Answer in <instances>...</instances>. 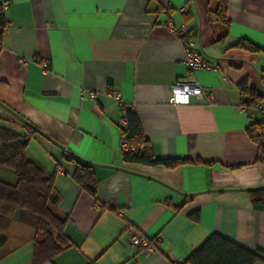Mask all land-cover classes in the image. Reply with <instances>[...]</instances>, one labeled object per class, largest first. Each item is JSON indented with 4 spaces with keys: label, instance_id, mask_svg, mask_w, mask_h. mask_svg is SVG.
<instances>
[{
    "label": "crops",
    "instance_id": "crops-1",
    "mask_svg": "<svg viewBox=\"0 0 264 264\" xmlns=\"http://www.w3.org/2000/svg\"><path fill=\"white\" fill-rule=\"evenodd\" d=\"M4 1L0 122L24 132V119L43 133L32 139L45 157L27 154L46 175L61 164L56 210L68 217L73 246L54 260L183 264L213 233L264 248V211L251 205V190L264 188V161L247 133L262 114L241 106L238 88L247 79L264 105V54L234 46L246 39L264 49V0H228L229 25L218 19L219 0ZM181 24L214 69L195 72L205 95L174 105L171 87L189 72L170 28ZM125 109L136 112L155 157L189 161L126 163ZM71 154L95 164V195L72 178ZM128 231L155 250L138 251ZM23 240L31 264L33 235Z\"/></svg>",
    "mask_w": 264,
    "mask_h": 264
},
{
    "label": "trees",
    "instance_id": "trees-1",
    "mask_svg": "<svg viewBox=\"0 0 264 264\" xmlns=\"http://www.w3.org/2000/svg\"><path fill=\"white\" fill-rule=\"evenodd\" d=\"M227 11L228 0H219L218 19L229 25ZM6 25L7 19L0 4V47L2 32ZM234 46L264 54L263 48L246 39L239 40ZM238 88L241 106L246 109H259L263 98L249 86L248 80H242ZM123 116L126 119V126L122 128V137L126 138L129 146L128 150H123V159L126 163L175 168L189 161L184 158L155 157L136 112L125 109ZM23 122L24 132L15 131L0 124V166L11 168L17 178L14 184L0 179V233L8 236L6 229L11 221L26 219V224L34 231L31 264L51 263L58 254L73 246L65 234L68 217L56 210L59 196L54 189V182L61 164L57 162L55 170L46 175L41 165L28 156L27 148L31 139L38 133H42L35 125L24 119ZM247 133L258 146V161H264L262 142L264 115L258 122H253L247 128ZM134 147L137 151L132 149ZM65 160L75 162V168L71 174L75 182L91 195H95L97 191L95 164L74 154L69 155ZM251 205L254 210L264 211V188L251 190ZM258 261L264 262V248L256 252L249 251L232 240L213 233L192 252L183 264H256Z\"/></svg>",
    "mask_w": 264,
    "mask_h": 264
},
{
    "label": "built area",
    "instance_id": "built-area-1",
    "mask_svg": "<svg viewBox=\"0 0 264 264\" xmlns=\"http://www.w3.org/2000/svg\"><path fill=\"white\" fill-rule=\"evenodd\" d=\"M2 7L5 9L8 7V1L2 3ZM186 7L183 8V11ZM171 30L181 39L184 44V63L188 68V74L185 77L179 78L171 87V95L169 102L171 104H188L191 101L192 96H203L205 91L200 85L198 79L195 76V72L199 70H211L214 67L203 60L200 53L197 50V41L194 33L188 28L186 24H181L176 27L170 25ZM94 97V94L91 93ZM246 109V108H244ZM259 111L264 115V105L260 104ZM126 124V119H125ZM121 145L123 150H128L129 146L125 137H122ZM134 151L137 149L132 148ZM128 236L132 245L140 252L148 254L155 250V246L146 239L143 235L135 231H128Z\"/></svg>",
    "mask_w": 264,
    "mask_h": 264
},
{
    "label": "rangeland",
    "instance_id": "rangeland-1",
    "mask_svg": "<svg viewBox=\"0 0 264 264\" xmlns=\"http://www.w3.org/2000/svg\"><path fill=\"white\" fill-rule=\"evenodd\" d=\"M0 124L15 131H22L15 125H8L3 122H0ZM27 152L33 158L34 156H37L38 158L45 157V149L42 147L41 142L35 139H31ZM0 179L11 184L16 183L17 181L14 171L5 166H0ZM6 233L8 234L9 239L3 245H0V264H23V262L30 256L31 246L30 243L28 244V242H25L23 239L30 238L34 233L33 229L26 224V219L21 221L13 220L8 225ZM53 263L62 264L60 259L54 260ZM53 263L51 262V264Z\"/></svg>",
    "mask_w": 264,
    "mask_h": 264
},
{
    "label": "water",
    "instance_id": "water-1",
    "mask_svg": "<svg viewBox=\"0 0 264 264\" xmlns=\"http://www.w3.org/2000/svg\"><path fill=\"white\" fill-rule=\"evenodd\" d=\"M6 240H7V235L0 233V245H3L6 242Z\"/></svg>",
    "mask_w": 264,
    "mask_h": 264
}]
</instances>
